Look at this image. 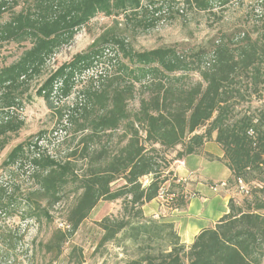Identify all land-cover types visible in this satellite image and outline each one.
<instances>
[{"label":"trees","instance_id":"1","mask_svg":"<svg viewBox=\"0 0 264 264\" xmlns=\"http://www.w3.org/2000/svg\"><path fill=\"white\" fill-rule=\"evenodd\" d=\"M187 1L200 11L226 7L232 2ZM150 2L32 0L17 12L12 11L17 0L13 4L0 0V17L12 12L8 21L0 23V45L31 43L19 59L0 66V152L7 146L9 134L19 132L24 125L23 120L15 119V114L25 104L31 82L43 73L57 52L100 13L121 16L137 27H149L146 20L149 7L156 4ZM259 3L263 11L258 19L257 36L244 33L242 43L236 47L221 41L212 49L209 62L203 60L194 65L172 46L136 50L126 37L117 33L116 21L85 51L49 75L38 95L52 110L57 108L53 101L56 94L68 98L81 86L72 105L57 108L59 123L76 126L78 132H91L81 141L89 144L97 133L117 130L123 123H128L129 129L126 143L119 150L112 155H104L102 151L92 155L88 169L82 174L77 172L72 159L59 160L31 139L17 144L8 153L2 168L22 171L29 168L37 186L27 197L28 217H48V205L59 202L71 186L78 189L79 195L67 215L70 228L55 230L44 245L46 252L61 255L68 237L101 200L122 199L123 216H107L99 226L104 230L102 243L116 239L135 243L137 254L125 264H263L261 198L246 199L244 204L231 198L229 212L197 234L190 246L182 242L174 222L149 218L143 209L160 197L167 207H187L195 193L188 189L187 180L174 174L171 165L190 155L219 160L227 166L231 171L227 181L231 188L241 179L248 185L249 194L252 182L259 183L258 190L264 192V107L256 113L238 111L239 104L247 99L242 89L245 79L256 96L264 95V0ZM106 63L110 72L99 71ZM192 72L198 73L199 81L187 87L176 85ZM91 73L87 84L82 85L80 79ZM137 84H144L150 93L142 98L139 111L131 118L128 106ZM137 124L142 126L144 138ZM203 127L205 130L200 132ZM211 141L222 147V157L205 151V144ZM178 146L181 147L176 156L167 159V152ZM88 149L83 148L82 157L91 154ZM76 153L74 150L68 156L74 157ZM162 153L160 163L158 155ZM144 177L151 178L147 186L143 184ZM119 179H124L125 184L113 190L112 184ZM170 180L172 183L166 190ZM14 194L7 186H0V217L15 206L18 199ZM12 234L9 227H2V232L0 229V243L7 252L17 246Z\"/></svg>","mask_w":264,"mask_h":264},{"label":"rangeland","instance_id":"2","mask_svg":"<svg viewBox=\"0 0 264 264\" xmlns=\"http://www.w3.org/2000/svg\"><path fill=\"white\" fill-rule=\"evenodd\" d=\"M12 4L16 0H10ZM32 0H17L13 5L12 11H21ZM155 5L149 7L147 14L149 27L134 26L132 21H125L121 16H105L98 14L92 18L88 24L83 26L76 34L74 40L62 47L54 58L49 61L43 73L35 78L25 96L24 105L18 109L15 119L23 120L24 125L17 133H10L7 146L0 152V186H7L9 192L15 191V197L18 199L8 212H3L0 217V229L9 227L12 230V238L17 242L15 249L5 250V246L0 243V264H125L129 259L137 254V247L130 240H113L102 243L104 230L99 226V222L107 216H123V200L107 201L101 200L90 216L81 224L79 229L70 235L63 246L61 255L46 252L44 245L51 239L57 229L70 228L67 225V215L71 207L75 204L79 195L76 186L68 188L63 198L57 202L48 205L49 216H42L39 219L30 218L27 214V197L29 193L36 189L29 168L17 170L16 168H2L3 161L8 153L17 144L31 139L38 143L39 147L45 152L55 156L59 160L72 159L77 164V172L84 173L88 169L89 159L92 155L102 151L104 155H112L126 143V131L129 129L128 123H123L117 130L99 132L93 138V141L86 144L81 138L90 134L76 131V126H68L58 122V107L72 105L78 95L77 87L73 94L68 98H61L56 94L53 98L57 108L50 109L45 99L38 95V90L43 86L49 75L63 63L70 61L74 55L85 51L94 40L105 30L117 25L116 31L127 38L136 50H150L157 47L172 46L182 55L187 57L194 65H199L203 60L207 62L212 59V49L221 41H227L233 47L242 43L244 33L253 37L257 36L256 29L259 24L258 19L263 11L259 0H232L226 7L216 6L211 11H200L191 5L187 0H153ZM144 4H150V0H143ZM158 9V10H156ZM12 12H7L0 17V23L8 21ZM31 47L30 41L11 42L0 45V66L9 65L19 59L23 52ZM206 57L204 58V55ZM202 58V60H200ZM200 60V61H199ZM106 63L103 68H99L103 73L110 72ZM180 73H178L179 75ZM92 73L82 77V85L87 78L92 77ZM79 80V81H80ZM200 80L197 72L189 74L187 77L177 82L176 85L187 87ZM87 84V83H86ZM144 85V84H143ZM140 84H137L134 97L129 101V111L131 118L136 114L141 105V100L149 95V90ZM242 89L246 93V100L238 106L239 112L252 111L264 107L263 97L256 96L253 90L247 86V80L242 83ZM252 91V93H251ZM143 138L146 136L142 126L137 124ZM203 127L200 132H203ZM211 146L212 152L216 155L223 151L222 147L214 142ZM89 147L91 153L87 158L82 157L83 148ZM181 146L167 152V159L176 156ZM76 150L74 157H69V153ZM86 155V154H85ZM162 154L158 155V161L163 163ZM180 161V160H179ZM175 161L171 165L174 174ZM228 172L219 160L211 163L209 176L212 179L225 178ZM182 178V177H180ZM150 177L142 179L144 186L150 182ZM170 180L166 185L169 189ZM188 189L191 190L189 187ZM125 184L124 179H119L112 184V189L116 190ZM213 184V183H211ZM251 193L247 196L238 194L234 197L239 204H244L246 199L252 200L255 197L264 200V192L258 190L260 184L251 183ZM220 193V192H219ZM212 190L209 192L210 198L219 194ZM217 209H220L221 203L216 201ZM46 204V202H44ZM144 209V207H143ZM145 212V211H144ZM264 213V211H262ZM10 213V214H9ZM146 215V213H145ZM152 217L151 215H146ZM155 219L164 220L165 216L159 215ZM65 231V230H64ZM4 247V248H3ZM264 264V262H263Z\"/></svg>","mask_w":264,"mask_h":264},{"label":"crops","instance_id":"3","mask_svg":"<svg viewBox=\"0 0 264 264\" xmlns=\"http://www.w3.org/2000/svg\"><path fill=\"white\" fill-rule=\"evenodd\" d=\"M212 145H214L213 142H207L205 151L217 157H222L224 151L216 155L212 152ZM181 161L183 164L179 162L175 170L180 177L186 178L190 182L189 188L195 193L190 203L184 209H173L167 207L164 198L160 197L147 203L144 206V211L146 215H151L152 217L162 215L166 217L165 220L174 222L182 242L190 246L197 234L203 229L215 225L223 215L229 212V201L237 193L230 187L219 190L218 193H220L213 198L209 196V192H212L211 183L227 182L231 176L230 169L224 164L223 166L228 172L227 176L214 180L209 176V168L215 160H210L201 155H190ZM216 201L221 203L220 209H217Z\"/></svg>","mask_w":264,"mask_h":264},{"label":"built area","instance_id":"4","mask_svg":"<svg viewBox=\"0 0 264 264\" xmlns=\"http://www.w3.org/2000/svg\"><path fill=\"white\" fill-rule=\"evenodd\" d=\"M180 163L183 164V162L180 160ZM184 180H187L186 178H183ZM212 190L215 192H218L219 190L222 189H227L230 188V184L228 182H221V183H215L210 185ZM236 193L241 194V195H248L249 194V187L248 185L243 181L239 180L236 187H233ZM195 196V194L193 195Z\"/></svg>","mask_w":264,"mask_h":264}]
</instances>
